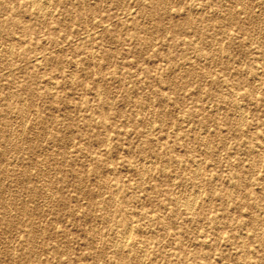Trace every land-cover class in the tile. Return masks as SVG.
<instances>
[{
  "label": "rangeland",
  "instance_id": "374dc122",
  "mask_svg": "<svg viewBox=\"0 0 264 264\" xmlns=\"http://www.w3.org/2000/svg\"><path fill=\"white\" fill-rule=\"evenodd\" d=\"M0 264H264V0H0Z\"/></svg>",
  "mask_w": 264,
  "mask_h": 264
},
{
  "label": "bare ground",
  "instance_id": "6f19581e",
  "mask_svg": "<svg viewBox=\"0 0 264 264\" xmlns=\"http://www.w3.org/2000/svg\"><path fill=\"white\" fill-rule=\"evenodd\" d=\"M38 1H39V0H38ZM32 4H33V3H32ZM238 110H239V109H238ZM239 111H240V110H239ZM237 112H238V111H237ZM12 130H13V129H12ZM17 136H18V135H17ZM199 172H200V171H199ZM195 174H196V173H195ZM195 178H196V177H195ZM195 196H196V195H195ZM197 196H199V195H197ZM176 201H177V200H176ZM195 201H196V200H195ZM178 203H179V201H178ZM186 203L189 204L187 201H186ZM191 206H192V205H191ZM183 207H184V206H183ZM187 207H188V210H190V209H189L190 206H186V208H187ZM191 209H192V208H191ZM114 231H115V230H114ZM127 233H128V235H129V232H127ZM120 234H121V233H120ZM123 235H124V234H123ZM125 236H127L126 233H125ZM125 238H126V237H125ZM127 238H128V236H127ZM111 239H112V238H111ZM120 241H121V240H120ZM126 241H127V239H126ZM121 242H122V241H121ZM121 242H120V243H121ZM123 244H124V242L121 243V245H123ZM124 245H127L126 242H125ZM124 245H123V246H124ZM115 246H117V244H116ZM123 246H122V247H123ZM122 247L120 246V248H122ZM124 247H125V246H124ZM118 249H119V248H118ZM120 250H121V249H120ZM143 255H144V254H143ZM144 259H145V258H144Z\"/></svg>",
  "mask_w": 264,
  "mask_h": 264
}]
</instances>
